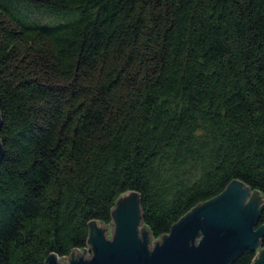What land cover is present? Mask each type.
<instances>
[{
  "label": "trees",
  "instance_id": "obj_1",
  "mask_svg": "<svg viewBox=\"0 0 264 264\" xmlns=\"http://www.w3.org/2000/svg\"><path fill=\"white\" fill-rule=\"evenodd\" d=\"M0 114V264L86 246L129 190L153 238L233 179L264 224V0H0Z\"/></svg>",
  "mask_w": 264,
  "mask_h": 264
},
{
  "label": "water",
  "instance_id": "obj_2",
  "mask_svg": "<svg viewBox=\"0 0 264 264\" xmlns=\"http://www.w3.org/2000/svg\"><path fill=\"white\" fill-rule=\"evenodd\" d=\"M262 206L257 189L233 179L186 211L167 233L153 238L143 223L139 194L125 191L111 209V237L107 224L89 221L91 256L83 247L71 250L69 257L50 253L45 264H231L244 250L254 252L250 264H264V224H258Z\"/></svg>",
  "mask_w": 264,
  "mask_h": 264
},
{
  "label": "rangeland",
  "instance_id": "obj_3",
  "mask_svg": "<svg viewBox=\"0 0 264 264\" xmlns=\"http://www.w3.org/2000/svg\"><path fill=\"white\" fill-rule=\"evenodd\" d=\"M38 17L40 19H45V16L38 15ZM105 224H107L109 226L108 229H105V231H107V237L109 238V237H111V229H110L111 228V225L109 223H105ZM152 242L154 244L155 243V239H152ZM84 247H86V253L91 256L92 255V251H91V249H89L87 243H86V246H84ZM82 249H83V247L82 248H78L79 251H82ZM69 255H70V253L68 255H66V256L69 257ZM60 257L61 256H59L58 258H60Z\"/></svg>",
  "mask_w": 264,
  "mask_h": 264
},
{
  "label": "bare ground",
  "instance_id": "obj_4",
  "mask_svg": "<svg viewBox=\"0 0 264 264\" xmlns=\"http://www.w3.org/2000/svg\"><path fill=\"white\" fill-rule=\"evenodd\" d=\"M141 224L139 225V230H140Z\"/></svg>",
  "mask_w": 264,
  "mask_h": 264
}]
</instances>
